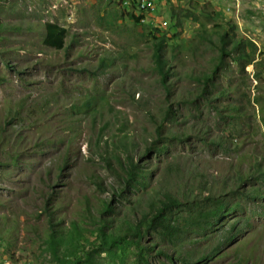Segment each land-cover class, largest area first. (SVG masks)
Instances as JSON below:
<instances>
[{
  "label": "rangeland",
  "instance_id": "rangeland-1",
  "mask_svg": "<svg viewBox=\"0 0 264 264\" xmlns=\"http://www.w3.org/2000/svg\"><path fill=\"white\" fill-rule=\"evenodd\" d=\"M138 1L0 0V264H196L178 259V251L195 260L215 252L234 219L245 225L240 234L197 264H264L263 200L236 192L240 172L264 163V0H155L153 10ZM182 9L199 15L204 37L201 22L177 25ZM48 21L68 30V49L45 45ZM226 31L244 43L247 56L225 58L213 93L192 104L204 84L198 76L213 67ZM162 36L178 53L171 97L178 120L165 122V133L173 135L167 150L147 153L156 128L152 117L161 116L166 102L152 55ZM104 54L117 61L101 71ZM234 103L242 115H233ZM184 132L188 140L176 139ZM220 138L226 149L210 145ZM123 143L146 155L152 170L137 196L131 189L125 197L117 194L121 181L104 160L111 154L120 170L116 154L108 152L118 148L124 158ZM255 183L264 190L263 180ZM188 185L227 191L232 208L207 229L160 240L157 246L172 258L153 251L143 263L131 238L107 247L137 198L147 204L159 188L184 192ZM106 201L115 208L109 215L100 211ZM47 206L55 213L53 225Z\"/></svg>",
  "mask_w": 264,
  "mask_h": 264
},
{
  "label": "trees",
  "instance_id": "trees-1",
  "mask_svg": "<svg viewBox=\"0 0 264 264\" xmlns=\"http://www.w3.org/2000/svg\"><path fill=\"white\" fill-rule=\"evenodd\" d=\"M182 19L179 18L177 14V25L182 27L184 19H192L194 21L201 22L199 15L188 9L181 10ZM144 18V15L136 17V21L140 22ZM44 43L49 47H53L57 50L68 49L70 45H67L66 38L68 36V30L55 22H45L44 24ZM176 26V25H175ZM177 27V26H176ZM203 29V30H202ZM230 29H232L230 27ZM199 30H201V36L204 37L206 33V24L200 23ZM177 36V34L175 35ZM166 36L156 37L153 42V59L155 68L159 74L161 85L166 94V102L159 107L160 117L153 116L152 120L156 124L155 135L152 138L151 144L147 147L146 152L152 150H157L163 148L162 152L167 150L164 147L170 137L169 133H165V122L174 123L177 119V111L175 110L174 103L172 102V96L175 95L173 78L176 75V71L173 68V62L178 58L177 51L175 52V46L168 43ZM206 39L209 41L213 40V35H207ZM217 57L215 59L214 65L210 69L202 71V74L198 76V80L204 82L200 88L199 95L191 100L192 104L197 102L198 97L209 98V93H213L211 90L212 86L215 85V79L219 75L221 69L225 67V58L231 56L234 52L239 53L238 57L241 58L244 55L247 56L246 47L242 41H238L235 36L231 35L229 31H226L220 35L217 44ZM113 54H104L100 58L98 63V69L105 71L106 68L112 66L115 61H117ZM252 63L255 58L250 59ZM85 70V69H83ZM211 99L208 103L212 106ZM214 106V105H213ZM229 107L236 113L233 115H242V107L240 104L234 103L230 104ZM229 115V116H233ZM235 118V117H234ZM170 136V137H169ZM176 139L188 140L189 136L186 133L181 135H176ZM219 144L224 147L225 144L223 139L211 140L210 145ZM122 151L124 152V158H122L121 153H119L118 148H113L111 152L116 154L120 170L113 167V157L109 154L105 157L107 167L114 171V174L118 176L121 181L120 187L117 194L120 197H125L124 191L131 189L136 192L135 196L138 195L139 191L146 187L149 183V177L152 175L151 167L143 162V156H137L133 151L132 146L127 145V143L121 144ZM254 169V171H253ZM263 180L264 183V163L260 162L252 167L251 172L247 174L240 172L237 181L239 182V187L236 188V192L241 195H247L252 197L254 200L261 198V205H264V190L259 189L260 187L256 185L255 180ZM100 186L101 183L96 181ZM249 182L250 184L245 187V184ZM181 186V185H178ZM178 186H173L178 187ZM170 187L159 188L158 191L152 192L147 204H142L139 198L135 200V205L131 207L130 215L124 217V219L118 222L113 228L114 231L109 235L110 241L107 247H111L115 241L131 238L133 244L139 249V258L141 262H145L146 253L149 255L157 252L159 255H163L172 258L171 254L165 249V247H158L157 243L160 240L163 241H173L179 239L180 236L189 229H207L218 223L222 216L230 210L232 205L228 204L227 191H222V193H215L208 187L195 190L189 185L186 190L172 189ZM264 188V185H263ZM211 190V191H209ZM208 192V195L202 197V193ZM139 204V206H137ZM47 210L50 215V222L53 225L54 210L47 206ZM115 210L112 201H106L103 208L100 210L103 215H109ZM230 227L222 235L223 238L218 242L219 247H216L213 253H202L195 260L190 254L185 255L181 251H178V259H182L186 262H208L215 258L219 252V249L223 247L224 243H230L234 241L236 236L240 234L245 225L239 227L237 219H234L229 224ZM106 222L102 224L100 228V235L104 236V241L107 240L106 233ZM58 232V231H57ZM53 237L56 235V231L52 232ZM152 236L155 241L152 243H142L141 239L145 236ZM161 246V245H159ZM91 257V254L88 257ZM89 257V258H90ZM90 260V259H89ZM147 260V259H146ZM79 262V261H78Z\"/></svg>",
  "mask_w": 264,
  "mask_h": 264
},
{
  "label": "built area",
  "instance_id": "built-area-1",
  "mask_svg": "<svg viewBox=\"0 0 264 264\" xmlns=\"http://www.w3.org/2000/svg\"><path fill=\"white\" fill-rule=\"evenodd\" d=\"M141 3V2H140ZM138 1V4L140 5V7H146L148 10L150 9H154L155 8V0H142V4H140Z\"/></svg>",
  "mask_w": 264,
  "mask_h": 264
},
{
  "label": "bare ground",
  "instance_id": "bare-ground-1",
  "mask_svg": "<svg viewBox=\"0 0 264 264\" xmlns=\"http://www.w3.org/2000/svg\"><path fill=\"white\" fill-rule=\"evenodd\" d=\"M144 8V7H143Z\"/></svg>",
  "mask_w": 264,
  "mask_h": 264
}]
</instances>
